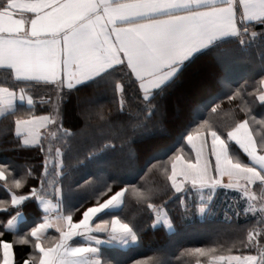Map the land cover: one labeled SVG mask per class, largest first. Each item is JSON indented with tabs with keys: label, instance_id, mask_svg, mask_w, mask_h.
<instances>
[{
	"label": "snow or ice",
	"instance_id": "snow-or-ice-1",
	"mask_svg": "<svg viewBox=\"0 0 264 264\" xmlns=\"http://www.w3.org/2000/svg\"><path fill=\"white\" fill-rule=\"evenodd\" d=\"M231 42L264 47V0H0V73L12 82L0 86V117L14 118L17 146L41 158L23 168L0 162V264H108L101 245L139 242L135 224L121 215L130 201L150 216L153 229L172 230L169 201L187 209L198 198L195 207L205 215L229 191L236 195L225 220L244 235L185 247L177 259L264 264V114H255L257 107L264 113V78L225 85L172 148L145 161L139 183L99 177L69 183L65 192L72 176L66 159L80 147L79 133L63 123L66 97L109 87L111 109L84 107L86 126L94 114L93 136L101 139L85 159L115 152L129 129L147 130L166 110L168 89L189 62ZM34 88L47 97L38 100ZM38 104L48 105L47 114H37ZM137 159L129 151L121 163ZM157 174L159 181L150 179ZM73 192L79 193L75 202ZM30 204L31 221L24 215ZM17 246L28 249L19 259ZM132 264L169 262L150 256Z\"/></svg>",
	"mask_w": 264,
	"mask_h": 264
},
{
	"label": "trees",
	"instance_id": "trees-1",
	"mask_svg": "<svg viewBox=\"0 0 264 264\" xmlns=\"http://www.w3.org/2000/svg\"><path fill=\"white\" fill-rule=\"evenodd\" d=\"M220 56L225 57L223 63L219 60ZM262 78H264V47L259 45L243 48L231 42L221 49L198 55L186 65L179 78L168 89L166 110L153 118L147 130L133 134L129 129L127 139L116 140L115 152L97 151L91 159H85L88 150L101 144L99 135L93 136V129L97 127L98 121L93 114L86 126L82 113L89 102L96 107L102 105L105 112L111 109L110 89L102 84L66 97L62 110L63 123L65 127L79 133L76 142L80 147L79 151L73 152L66 159L72 176L71 182H65V192H68L69 183H83L85 179L94 181L99 177L105 179L116 177L118 183H139L145 161L154 156H161L172 148L198 110H206V106L224 90L225 85L232 88L239 87L245 82L252 85ZM0 86H12V82L2 73H0ZM31 91L38 100L41 96L47 97L43 88H34ZM45 109H48V105L42 108L38 104L37 114H47ZM255 114L257 118H261L264 113H261L257 107ZM13 119L0 118V162H10L21 168L38 165L41 158L35 150H25L17 146ZM129 151L136 154L137 162L132 165L121 163L122 154ZM150 179L159 181L160 177L157 174ZM72 197L75 202L79 198V193L73 192ZM0 198H3L2 194ZM166 199L168 197L164 196L157 202L162 203ZM228 203V200H221V205L215 203L210 213L200 215L196 209L190 208V205L185 209L175 200H171L167 204V211L173 228L169 230L162 225L153 229L150 216L139 212L135 203L130 201L121 215L135 224L139 242L129 247L115 243L101 246L102 259L108 264H132L133 260L161 256L169 264H196L195 257L185 256L179 260L177 257L185 247L208 246L213 241L224 244L226 240L230 241L238 235H244L235 231L234 221L230 223L225 220ZM24 215L31 221L35 215L34 205L25 207ZM240 223H243V217ZM5 238L12 239L10 235ZM27 251L28 249L17 246L18 259ZM200 259L203 261V258Z\"/></svg>",
	"mask_w": 264,
	"mask_h": 264
},
{
	"label": "crops",
	"instance_id": "crops-1",
	"mask_svg": "<svg viewBox=\"0 0 264 264\" xmlns=\"http://www.w3.org/2000/svg\"><path fill=\"white\" fill-rule=\"evenodd\" d=\"M1 118V117H0ZM225 182H226V178H225ZM234 195H236L235 193H233V192H231V191H229L228 192V194H227V196H225L223 193L220 195V196H218V197H216L215 198V203H216V205H221V200L222 201H224V200H228L229 201V203H231L232 201H231V199H230V197L231 196H234ZM224 199V200H223ZM195 203H198V198L196 199V201H193L192 199H190L189 201H188V205H190L189 207L190 208H192V209H196V212L198 213V214H200L199 212H198V210H197V208L195 207ZM217 207V206H216ZM201 215V214H200ZM53 231V233H54V230H52ZM98 236H99V238L100 239H102V240H107V236L105 235V234H102V233H100V234H97ZM101 236H103L104 238H102ZM101 246H110V244H104V245H101Z\"/></svg>",
	"mask_w": 264,
	"mask_h": 264
},
{
	"label": "rangeland",
	"instance_id": "rangeland-1",
	"mask_svg": "<svg viewBox=\"0 0 264 264\" xmlns=\"http://www.w3.org/2000/svg\"><path fill=\"white\" fill-rule=\"evenodd\" d=\"M188 71V70H187ZM186 73V72H185Z\"/></svg>",
	"mask_w": 264,
	"mask_h": 264
}]
</instances>
